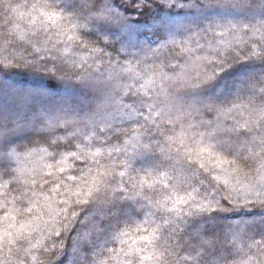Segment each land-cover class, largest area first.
<instances>
[{"label": "snow or ice", "instance_id": "snow-or-ice-1", "mask_svg": "<svg viewBox=\"0 0 264 264\" xmlns=\"http://www.w3.org/2000/svg\"><path fill=\"white\" fill-rule=\"evenodd\" d=\"M0 6L5 11L12 7L10 0H0ZM187 6L188 0H159L158 3L157 0H34L31 4L18 5L41 18L43 27L39 31L44 39L51 41L53 35L62 34L63 40L58 43L73 50L83 49L80 55H87L92 62L82 59L69 65L60 57L51 64L26 62L23 67L31 69L34 81L26 85H9L0 68V223L7 222L0 233V251L12 245L8 252L15 257L16 264H30L35 259L34 252H39L47 264H55V257L47 255L49 248L54 252L56 245L64 244L63 240L52 239L61 235L55 224L49 233L51 245L41 242L34 230L26 233L24 225L17 233L9 231L15 226L17 216L33 212V199L41 194L46 201L41 206L44 214L52 220L62 217L57 221L62 228L67 230L71 223L84 226L83 233L89 235L82 238L76 232L73 250L80 252L85 264H107L105 257L110 251L116 252L117 243L128 244L126 249L119 250L124 258L122 264H145V260L153 264H181L189 258L195 264H264V210L249 216L251 223L237 229L228 223L234 218L224 214L228 211L227 204L211 206L220 205L221 199L233 207L242 199L244 203L238 205L241 209L247 204L264 205V70L259 75L234 81L231 86L223 82L224 74L237 65L264 69V0L197 3L196 8L207 9L212 15L237 9L253 19L259 18V25L250 22L247 26L224 24L213 28L209 24L204 30L206 34L214 32L220 37H226L228 32L234 35L238 31L251 32L253 44L246 51H234L233 45L225 40L223 43L232 55L205 57L204 70L197 66L194 75L188 73L187 78H179V83L173 80L168 88L157 91L155 77L164 81L171 79L165 69L175 65L171 61L154 62L152 71L148 72L141 66L136 52L153 49L156 53L164 49L171 52L181 44L186 45L184 33L190 29L180 19L181 13L173 9ZM128 9H136L135 15L129 14ZM210 18L204 16L206 21ZM0 40L5 48L15 43L6 37ZM101 53L107 54V60ZM6 60L4 66L10 67ZM98 83L104 88L98 89ZM238 84L243 86V92L230 106L226 94L217 96L226 86L230 92ZM61 89L86 94L92 102V107L81 109L76 116L77 123L83 124L79 134L94 136V144L82 145L80 141L67 146L60 144L58 137L62 134L55 129L62 126L61 119L70 111L65 97L59 95ZM181 90L185 95L177 96ZM189 99L202 100L203 107L225 119L218 118L204 132L188 124L193 129L189 134L185 127L188 122L183 119L184 105ZM240 101L244 102L238 107ZM109 102L115 104V114L108 111ZM233 111L241 119L232 117ZM110 120L118 123L114 125ZM161 123L170 126L160 133L166 136L164 142L153 138L160 131ZM122 135L129 139L139 136L131 153L126 141L121 140ZM33 140L37 141L34 145ZM22 142L27 143L26 148L21 149ZM92 148L97 151L93 153ZM100 149H111L106 152L109 158L120 153L122 156L119 161L110 159L101 165L95 160L102 154ZM18 150L45 161L26 179L22 178ZM214 157L221 166L238 165L247 169L249 191L238 197L225 194L220 199L216 198L218 192L210 198L205 194L202 199L209 203H193L192 192L171 183L167 168L173 166L171 162L175 159L176 163L182 161L181 167L190 173L196 172L195 165L205 169L201 161ZM90 159L103 168L98 173L99 179L91 184L86 178L92 172ZM69 160L73 164H68ZM121 169L130 170L128 179L133 182L130 188L136 190V199L115 194L122 192L121 183L127 186L123 179L125 171ZM165 177L163 197L156 198L150 193L159 190ZM200 179L203 182L205 177ZM170 183L171 192L168 191ZM9 190L16 193L11 199ZM148 202L157 204L159 223L145 219L143 209ZM169 202L171 206H167ZM255 216L261 217L258 225L253 219ZM96 220L101 221L99 227ZM131 229L135 239L129 235ZM91 234L96 238L92 239ZM101 237L104 245L97 248L96 241ZM123 237H129L131 243ZM177 238L179 243L174 244L172 241ZM181 246L184 252L178 256L176 248ZM113 258L115 255L109 257ZM10 259L5 256L8 264Z\"/></svg>", "mask_w": 264, "mask_h": 264}, {"label": "trees", "instance_id": "trees-1", "mask_svg": "<svg viewBox=\"0 0 264 264\" xmlns=\"http://www.w3.org/2000/svg\"><path fill=\"white\" fill-rule=\"evenodd\" d=\"M33 2L34 0H10L12 7L7 9V11H5L3 6H0V37H6L8 40L15 41L13 45L5 48L3 40H0V68H3L5 75L3 79H5L9 85H26L34 83L32 76L30 75L31 69L23 67L26 62H35L37 64L48 62L51 64L57 57L67 61L69 65L73 62L79 63L82 59H87L89 63L92 62L91 58L87 55H80L83 49L73 50L72 48L66 47L63 43H58L57 41L63 40L62 34L60 36L53 35L51 41L44 39L42 33L39 31L43 27L41 18L36 13L31 12L30 9L25 10L23 7H18V5L31 4ZM158 2L159 0H157V3ZM206 2H210L215 5L218 0H188V6L186 8L173 9L175 12L181 13L180 19H182L187 24L188 29H190V31H185L184 33V36L187 38L186 45L181 44L179 48H176L175 51L171 52L168 49H164L159 53H156L155 49L152 51L146 50L144 53L136 52V55L140 57V61L142 62L141 66L147 69L148 72L152 71L154 62L171 61V63L175 65V68L169 67L165 69L171 79L164 81L158 76L155 77L156 84L154 86L157 88V91H160L163 88H168V85L171 84L173 80L179 83L180 77L187 78L188 73H184L186 68L189 73L193 75L197 70V66H200L199 70H204L207 67L205 57L215 59L218 55L222 58L224 55H232V51H229L227 46L223 43L225 40L229 41L231 45H233L234 51H246L253 44V40L250 39V37H252L251 32L245 33L244 31H238L235 35L232 32H228L226 37L217 36L214 32H208L206 34L204 30L209 27V24L215 28L216 25L224 24L247 26L250 22L257 25L261 23L259 18L253 19L237 9L232 10L230 13L222 12L219 15H212L207 9L201 11L195 7L197 3L204 4ZM237 2H239V0H237ZM128 11L129 14L135 15L134 11H136V9H128ZM205 15H209L211 17L210 20H204ZM33 32H36L37 35L32 36L31 33ZM256 35L259 36V33ZM256 43L258 46L259 42L256 41ZM37 49H39V51H36ZM47 49H51V51H48ZM181 49H183V51H181ZM218 49L220 51H217ZM110 54L115 59H119L115 52L110 51ZM101 55H103L104 59L107 60V54L101 53ZM41 57H43V59H41ZM5 58H7L6 63L10 67L4 66ZM97 63H101V61H97ZM257 63L259 62L257 61ZM159 70V67H157L156 71L159 72ZM262 70L264 69L254 65H237L231 71L224 74L223 82L226 85L231 86L234 81L252 75H259ZM173 72L177 75L172 76ZM228 86H226L225 89H222L221 92H218L217 96L226 94L230 106L231 101L235 100L237 96L243 92V86L238 84L236 88L232 89L230 92L227 91ZM96 87L98 89H103L104 85L102 83H98ZM174 88L175 84H173V89ZM171 90L172 89H170V91ZM59 95L65 97V105L70 110L69 113L63 116L60 121L62 126L55 129L56 133L62 134L58 137L60 144L67 146L68 143L75 141H80L82 145L94 144L96 142V138L94 136L89 138L79 134L83 129V124L77 123L76 116V113L81 112V109H87L93 106L92 102L88 99V96L86 94H74L70 89H61ZM176 95L182 97L185 95V92L184 90H181L176 93ZM243 102L244 101H240L237 106L239 107ZM202 105L203 101L197 99H189L184 105L183 119L188 122L185 124V127L188 129L189 134H191L193 129L188 127V124L194 125L195 128L204 132L205 129H211L218 118L220 120L225 119L224 116L215 111H211ZM108 111L115 114L114 103L109 102ZM231 116L241 119L235 111L231 113ZM173 119H175V116ZM109 122L114 125L118 123V121L111 120ZM169 127V125L161 123L160 131L157 132L153 138L164 142L166 136L161 135L160 133ZM117 130H119V128H117ZM178 130L179 125H177V131ZM140 131L142 132L143 130ZM74 132L77 133V135H73ZM138 139L139 136L131 139L123 135L121 136V140L126 141L127 143L129 153L132 152L133 146L137 144ZM36 143V140L32 141L33 145ZM26 147L27 143L22 142L21 149ZM91 151L94 153L97 149L92 148ZM99 151L102 154L96 156L95 160H99L101 165L107 164L110 159L119 161L122 156V153H120L114 154L112 158H109L107 157L106 152L111 151V149H100ZM18 153L19 164L22 169V178L24 179L31 176L34 171L39 170L40 166L45 162L44 160H41L39 156L32 159L27 151L18 150ZM201 162L205 164V169H199L197 164L194 166L197 171L191 173L187 171L186 168L181 167V164L183 163L182 161L180 163H176L175 159L171 162L173 166H169L167 168L168 176L172 177L171 183H177L182 188H186L189 192H192L193 203H209V200L202 199L205 194L210 198L218 192L219 195H217L216 198L220 199V197L225 194L230 193L233 197H238L243 196L244 193L249 191L248 185L250 177L247 174V169H243L238 165L223 164L221 166L215 157L210 160L205 158V160ZM166 163L169 162L166 161ZM68 164H73V161L69 160ZM89 164L92 167V172L88 173L86 178L88 179L89 184H91L92 181L99 179L98 173L103 171V168L96 165L91 159L89 160ZM121 170L125 171L123 179L127 182V186L124 183H121L120 188L122 189V192L117 191L115 194L117 196H121L122 198L132 197L133 199H136V190L130 188L133 182L128 179L130 170ZM85 172H87V169H85ZM132 174L136 175L137 173ZM139 175L143 176V173H139ZM201 176L205 177L203 182H201ZM211 177H215L216 179L212 180ZM166 181L167 177L161 180L159 190L150 194L156 198H162L164 191L163 184ZM171 183L168 188L169 192L172 191ZM258 186L259 185H257V187ZM193 189H195V191H193ZM9 191V199H11L16 195V193L11 190ZM57 199H59V197H57ZM72 199H75V197ZM37 200L39 201L38 203L36 202ZM243 203L242 199L237 200V206L233 207V205L228 204L227 200L221 199L220 205H215L213 203L211 206L221 207L222 205L227 204L228 211L224 214L234 218L229 220L228 223L238 229L245 223H251V221L247 219L249 216H252L255 212L264 210V205L254 204L244 205V208L241 209L238 205ZM42 205H46V201L43 199V194L39 197H34L31 204L33 212L31 214L25 212L23 217L17 216L15 226L9 229V231L11 233H17L21 225H24L26 233L34 230V235L41 242H47L51 245L49 233L51 231L52 224H55L56 230L60 231L61 235L59 237L53 236L52 239L63 240L64 244L63 246L56 245L54 252L50 247L47 255L55 257V264H85L84 258L80 252L73 250V241L76 239V232L79 231L82 238H87L89 235L83 233L82 229L84 226L71 223L68 225V229L65 230L61 227V224L57 222L58 220H61L62 217H57L56 220H52L48 215L44 214L41 207ZM167 206H171V203L169 202ZM143 212L145 219L149 222H160V213L155 202H148L147 206L143 209ZM153 213H155V215H153ZM0 219H2V217H0ZM253 219L257 225L260 224L261 217L255 216ZM64 223H67V221H64ZM100 223L101 221L96 220L97 227H99ZM6 225L7 222L0 223V233H2L3 228L6 227ZM149 231H151L150 228ZM246 232L251 235L250 231L246 230ZM129 235L133 239L136 238L134 229L129 231ZM91 237L92 239L96 238L95 234H91ZM9 239H11V236H9ZM123 239L128 240L129 243H131L129 237H123ZM256 239L258 241L260 240L259 237H256ZM172 242L174 244L179 243V238L174 239ZM247 242L252 243V241ZM96 245L97 248L103 247V237L96 241ZM8 247H12V245H8ZM8 247L4 248L3 251H0V264H8V262L5 261V256L11 257L10 264H16L15 257L11 256L8 252ZM127 247L128 244L117 243L116 252L113 253L110 251L108 256L105 257L107 264H122L124 258L119 250L121 248L126 249ZM176 252L179 256V254L184 252V247L181 246L176 248ZM148 254H151V250H149ZM33 255L35 259H32L30 264H47V260L44 259L39 252H34ZM114 255L115 258L109 259V257ZM145 264H153V262L145 260ZM181 264H195V261L189 258L181 261Z\"/></svg>", "mask_w": 264, "mask_h": 264}, {"label": "rangeland", "instance_id": "rangeland-1", "mask_svg": "<svg viewBox=\"0 0 264 264\" xmlns=\"http://www.w3.org/2000/svg\"><path fill=\"white\" fill-rule=\"evenodd\" d=\"M184 73L186 74V73H189V71H188V69L186 68L185 70H184ZM32 157V156H31ZM32 159H34V157H32ZM23 166V165H22Z\"/></svg>", "mask_w": 264, "mask_h": 264}]
</instances>
